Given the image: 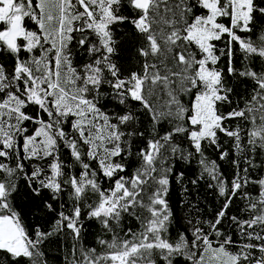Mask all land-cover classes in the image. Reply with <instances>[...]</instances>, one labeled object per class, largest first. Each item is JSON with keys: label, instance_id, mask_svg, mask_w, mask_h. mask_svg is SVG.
<instances>
[{"label": "snow or ice", "instance_id": "6c2138e0", "mask_svg": "<svg viewBox=\"0 0 264 264\" xmlns=\"http://www.w3.org/2000/svg\"><path fill=\"white\" fill-rule=\"evenodd\" d=\"M54 238L63 264H264V0H0V264Z\"/></svg>", "mask_w": 264, "mask_h": 264}, {"label": "trees", "instance_id": "16d2710c", "mask_svg": "<svg viewBox=\"0 0 264 264\" xmlns=\"http://www.w3.org/2000/svg\"><path fill=\"white\" fill-rule=\"evenodd\" d=\"M124 55H129V54L125 53ZM180 196H181L180 188L179 186H175L171 203H173L174 211L178 216L184 215V211H185L180 206ZM191 198L193 200L196 199L195 192L191 193ZM21 199L23 200L24 197H21ZM199 199L201 201L200 206L202 208H205V210L209 205L212 207L213 211L216 209L217 207L216 198L211 194V191L206 189L204 186H201L199 190ZM233 208H235V205L233 206ZM208 215H210V213ZM40 217H41V213L36 209H32V212H30L28 215V220L33 221L34 219H40ZM40 222L43 223V220H41ZM85 231L88 233H92L95 231V229L91 227H86ZM88 238L91 239L92 238L91 235H89ZM59 243L60 242L58 238H54L46 248V251L48 252L49 255L50 264H63L62 253L58 250Z\"/></svg>", "mask_w": 264, "mask_h": 264}]
</instances>
